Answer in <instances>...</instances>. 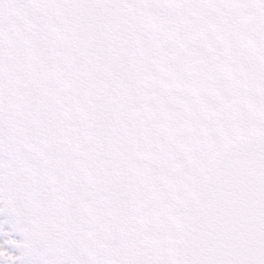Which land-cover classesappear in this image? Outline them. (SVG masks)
Returning a JSON list of instances; mask_svg holds the SVG:
<instances>
[{"label":"snow or ice","instance_id":"6c2138e0","mask_svg":"<svg viewBox=\"0 0 264 264\" xmlns=\"http://www.w3.org/2000/svg\"><path fill=\"white\" fill-rule=\"evenodd\" d=\"M0 264H264V0H0Z\"/></svg>","mask_w":264,"mask_h":264}]
</instances>
